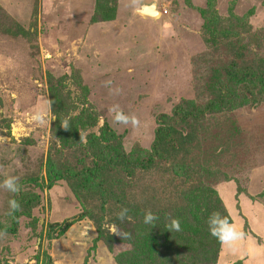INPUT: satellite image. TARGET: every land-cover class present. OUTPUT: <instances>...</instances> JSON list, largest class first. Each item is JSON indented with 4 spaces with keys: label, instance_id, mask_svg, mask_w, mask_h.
Here are the masks:
<instances>
[{
    "label": "rangeland",
    "instance_id": "obj_1",
    "mask_svg": "<svg viewBox=\"0 0 264 264\" xmlns=\"http://www.w3.org/2000/svg\"><path fill=\"white\" fill-rule=\"evenodd\" d=\"M153 1L167 15L146 17L140 12L143 3ZM207 1L0 0V182L15 176L20 186L27 184L41 198L32 217L22 218L17 233H0V264H118L115 254L123 251L121 246L111 252L103 241L95 243L97 232L90 218L72 224L60 237L48 234L51 226L59 228L90 209L88 202H101L75 195L65 181L48 187L46 164L56 122L50 88L68 100V122L83 109L97 116V125L80 130L82 146L88 136L100 137L107 125L126 152L136 145L149 149L157 116H170L181 102L208 98L211 77L203 59L214 49L213 29L207 26L210 18L215 16L222 29L240 23L239 18L245 43L257 61L264 59V0H216L215 11ZM108 80L121 90L119 95L104 86ZM260 102L209 116L207 125L202 123L197 130L201 147L209 139L219 143L217 152L225 154H216L213 161L205 157L206 163L202 159L203 167L199 166L200 174L192 183H204L208 189L193 192L192 202L188 199V221L206 225L207 213L217 212L222 202L232 224L245 233L235 251L221 245L217 264H234L244 257L249 264H264L260 248L264 241V96ZM113 104L135 115L139 125L114 124L108 110ZM35 110L47 113L45 123L31 119ZM241 143L249 153H240ZM80 149L66 151L91 160L87 146ZM156 173L149 172L145 181L152 183L159 177ZM160 180L159 186L173 182V176L166 173ZM140 182L125 187L128 194L123 199L137 200L132 193L147 191L141 190ZM13 195L0 187V224L5 228L12 224L8 200ZM116 200L109 201V210L119 206ZM101 217L104 230L117 235L110 217L105 213ZM197 235L198 230L189 231L186 242L199 246L203 241L196 240ZM154 251V256L160 252Z\"/></svg>",
    "mask_w": 264,
    "mask_h": 264
},
{
    "label": "trees",
    "instance_id": "obj_2",
    "mask_svg": "<svg viewBox=\"0 0 264 264\" xmlns=\"http://www.w3.org/2000/svg\"><path fill=\"white\" fill-rule=\"evenodd\" d=\"M207 2L209 8L215 11L216 0ZM202 14L207 15V11H202ZM210 19L207 26L209 31L213 29L211 36L212 40L215 39L214 49L210 53L212 55L207 54L203 59L210 71L207 74L211 77L210 83L207 84L208 98L206 101L181 102L174 107L170 116L165 114L157 116L158 127L149 149L136 145L130 152H126L116 133L107 125L101 130L100 137L92 134L88 136V143L82 146L79 132L83 128L97 125V116L83 109L77 117L68 122L67 116L70 111L68 100L62 92L50 88L56 122L52 128L46 164L48 187H52L58 181H65L75 195L92 199L96 197L101 202H88L90 209L66 220L59 228H55L57 225L51 226L48 234L60 237L72 224L90 218L94 221L97 232L95 243L103 241L111 252L115 251V247L121 246L123 251L115 254L118 264H217L221 244L209 235L207 219L206 225L204 223L194 225L188 221V217L191 211L189 205L192 197L195 198L193 192L201 193L208 189L204 183L197 186L192 183L200 174L197 169L202 159L205 163L207 162L205 157H208V160L210 158L212 161L216 160V154L222 156L225 151L217 152L219 143H211L209 139L205 140L207 144L201 147L198 143V141L201 143V139L196 140L197 130L202 123L207 125L209 116L218 112L248 105L256 107L261 103L264 96V59L257 61L249 44L245 43L244 29L239 18L237 20L240 23L229 25V28L225 29H222L224 26L219 25L215 16ZM223 128L225 132L228 130L225 124ZM227 134L230 132L227 131ZM242 140L244 142V139ZM242 143L240 153L242 155L249 153L248 147H244L246 145ZM79 146L81 149L87 146L91 160L77 159L74 153L66 151L69 147ZM152 171H157L159 177L149 183L148 178L145 181V177ZM166 173L172 174L173 182L159 186L158 183L163 181L160 179H163ZM139 182L143 185L141 190L147 191L131 192V196L137 200L123 199L128 194L124 192V188L137 186ZM22 186L20 191L13 195L20 203V210L12 213V224L9 228L0 224V233H17L22 218H31L34 210L41 204V198L35 190L27 184ZM149 194L152 195L151 198L148 197ZM118 196L122 198L116 200ZM114 199L118 201L119 206L109 210L111 204L109 201ZM148 202L155 203L156 206L153 207ZM122 207L129 209L124 220L117 218ZM216 209L232 223L222 202H218ZM147 210L158 217L153 226L142 222L143 214ZM104 213L116 227L117 235L104 230L101 217ZM210 213L212 211L207 213V216ZM169 217L179 220V230L167 226ZM195 230H198L196 240L203 241L199 246L186 242L189 231ZM154 249L160 250L157 256L151 254L152 250L153 254L155 253ZM234 264L243 262L239 260Z\"/></svg>",
    "mask_w": 264,
    "mask_h": 264
},
{
    "label": "clouds",
    "instance_id": "obj_3",
    "mask_svg": "<svg viewBox=\"0 0 264 264\" xmlns=\"http://www.w3.org/2000/svg\"><path fill=\"white\" fill-rule=\"evenodd\" d=\"M104 86L109 88V91L113 95H119L120 89L112 87V81L108 80L104 82ZM112 115V122L117 125H131L134 128L139 125V121L135 115L125 113L119 104H113L109 109ZM31 119L37 124H43L47 120V113L42 110H35L31 114ZM0 187L7 190L9 193L16 194L20 191V184L18 178L15 176H8L2 182H0ZM9 214L15 213L20 210V203L15 198H10L8 200ZM129 209L122 207L120 212L117 214V218L124 220L128 216ZM158 217L147 210L143 214V223L145 225L153 226ZM207 230L211 237H214L218 243L222 246H226L229 250L235 251L236 245L239 241L244 239L245 233L238 230L226 217L221 216L218 212H212L209 214L207 221ZM169 228L174 230H179L180 222L176 218L169 217V223L167 225ZM127 235V234H124Z\"/></svg>",
    "mask_w": 264,
    "mask_h": 264
},
{
    "label": "crops",
    "instance_id": "obj_4",
    "mask_svg": "<svg viewBox=\"0 0 264 264\" xmlns=\"http://www.w3.org/2000/svg\"><path fill=\"white\" fill-rule=\"evenodd\" d=\"M156 3L157 4V9H158V14H157V16H152V17H162V16H165L163 13H161V10H160V8H159V3L157 2V1H153L152 3H143L141 6H140V9H141V7H143V6H150V5H152L153 3ZM147 17V16H146ZM148 17H151V16H148ZM264 173V172H263ZM263 176V175H262ZM252 231V230H251ZM253 233V232H252ZM254 234V233H253ZM262 240V239H261ZM262 243V242H261ZM261 243H259V244H261ZM262 245V247H260L261 248V250H263V254H262V256L264 257V241H263V244H261ZM243 256H241L240 258H242ZM239 260H242V259H239ZM243 264H249V262H248V259H247V257H244L243 258Z\"/></svg>",
    "mask_w": 264,
    "mask_h": 264
},
{
    "label": "water",
    "instance_id": "obj_5",
    "mask_svg": "<svg viewBox=\"0 0 264 264\" xmlns=\"http://www.w3.org/2000/svg\"><path fill=\"white\" fill-rule=\"evenodd\" d=\"M149 10H153V14H151L149 12ZM140 12L143 15L151 16V17L152 16H157V14L159 13L158 12V9H157V4L155 2L152 5H150V6H143V7H141Z\"/></svg>",
    "mask_w": 264,
    "mask_h": 264
},
{
    "label": "built area",
    "instance_id": "obj_6",
    "mask_svg": "<svg viewBox=\"0 0 264 264\" xmlns=\"http://www.w3.org/2000/svg\"><path fill=\"white\" fill-rule=\"evenodd\" d=\"M167 13H168L167 10H164V11H163V14H164V15H167Z\"/></svg>",
    "mask_w": 264,
    "mask_h": 264
},
{
    "label": "bare ground",
    "instance_id": "obj_7",
    "mask_svg": "<svg viewBox=\"0 0 264 264\" xmlns=\"http://www.w3.org/2000/svg\"><path fill=\"white\" fill-rule=\"evenodd\" d=\"M149 12H150L151 14H153V10H149Z\"/></svg>",
    "mask_w": 264,
    "mask_h": 264
}]
</instances>
